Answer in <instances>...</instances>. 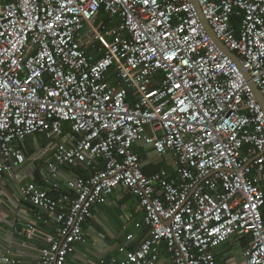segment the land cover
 <instances>
[{"label": "built area", "instance_id": "obj_1", "mask_svg": "<svg viewBox=\"0 0 264 264\" xmlns=\"http://www.w3.org/2000/svg\"><path fill=\"white\" fill-rule=\"evenodd\" d=\"M197 2L240 64L192 0H0V180L26 162L28 136L68 137L53 147L48 188H20L38 222L56 226L38 264H70L94 206L119 186L148 230L102 264H158L163 250L174 264H220L213 251L233 236L264 264V111L249 83L264 97V0ZM138 142L171 153L174 171L146 174ZM80 165L90 174L63 184V167ZM0 264L21 260L0 245Z\"/></svg>", "mask_w": 264, "mask_h": 264}, {"label": "crops", "instance_id": "obj_2", "mask_svg": "<svg viewBox=\"0 0 264 264\" xmlns=\"http://www.w3.org/2000/svg\"><path fill=\"white\" fill-rule=\"evenodd\" d=\"M64 128V134L71 132L69 124ZM57 140H68V137L52 140L44 134H35L18 143L26 155V162L16 165L11 174L0 180V245L11 247L21 264H38L39 249L47 244L49 236L55 235L56 226L38 222L40 209L22 196L20 188L30 181L48 188L43 179ZM135 150L141 156L146 174L151 175L160 169L172 172L164 166L165 156H159L152 145L138 142ZM167 156L174 165L173 155L168 153ZM88 168L81 165L63 167L62 183L75 175H89ZM259 178L264 188V175ZM144 215L139 199L128 188L117 187L106 203L94 206L93 215L84 224L83 239L77 243L75 255L69 258L70 264H102L103 256H121L118 249L123 244L129 249L137 247L148 230L144 225L136 226L143 222ZM30 223L35 225L31 238L22 233ZM130 234L133 237L128 239ZM247 245L248 237L233 236L213 252L220 264H249L244 255ZM158 264H174L172 254L163 250Z\"/></svg>", "mask_w": 264, "mask_h": 264}, {"label": "water", "instance_id": "obj_3", "mask_svg": "<svg viewBox=\"0 0 264 264\" xmlns=\"http://www.w3.org/2000/svg\"><path fill=\"white\" fill-rule=\"evenodd\" d=\"M194 1L196 7H197V10L199 11V14H200V17H201V20L202 22L204 23L208 33L212 36V38L214 39V41L217 43V45L227 54L231 55L233 58H235L238 62H239V58L233 53L231 52L219 39L218 37L215 35L212 27L209 25L208 21L205 19V17L202 15L201 13V10H200V6H199V3L197 2V0H192ZM240 64V62H239ZM246 77L250 80V77L248 75V73L246 72ZM250 85H251V88L252 90L254 91L256 97H257V100L258 102L260 103V105L262 106V109L264 111V97L262 95V93L260 92V90L258 89V87L256 86V84L253 82V81H249ZM262 177V176H261ZM119 187H122V186H119Z\"/></svg>", "mask_w": 264, "mask_h": 264}, {"label": "rangeland", "instance_id": "obj_4", "mask_svg": "<svg viewBox=\"0 0 264 264\" xmlns=\"http://www.w3.org/2000/svg\"><path fill=\"white\" fill-rule=\"evenodd\" d=\"M164 166H166L168 169H170L171 171L174 170V165H173V161L171 160V158L169 156H165V163Z\"/></svg>", "mask_w": 264, "mask_h": 264}, {"label": "trees", "instance_id": "obj_5", "mask_svg": "<svg viewBox=\"0 0 264 264\" xmlns=\"http://www.w3.org/2000/svg\"><path fill=\"white\" fill-rule=\"evenodd\" d=\"M134 148H135V146H134ZM137 150V149H136ZM138 152H139V150H137ZM140 153V155H141V152H139ZM141 156H143V155H141ZM77 168H79V167H77ZM77 168H75L74 170H76ZM79 174H82V173H79Z\"/></svg>", "mask_w": 264, "mask_h": 264}]
</instances>
